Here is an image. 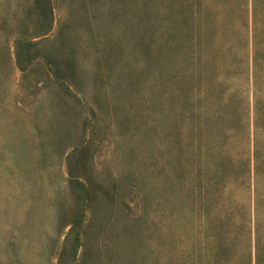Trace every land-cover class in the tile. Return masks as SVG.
<instances>
[{
  "label": "rangeland",
  "instance_id": "rangeland-1",
  "mask_svg": "<svg viewBox=\"0 0 264 264\" xmlns=\"http://www.w3.org/2000/svg\"><path fill=\"white\" fill-rule=\"evenodd\" d=\"M211 1L0 0V264H256L264 0Z\"/></svg>",
  "mask_w": 264,
  "mask_h": 264
},
{
  "label": "trees",
  "instance_id": "trees-1",
  "mask_svg": "<svg viewBox=\"0 0 264 264\" xmlns=\"http://www.w3.org/2000/svg\"><path fill=\"white\" fill-rule=\"evenodd\" d=\"M219 1H221V0H212L210 2V5H212V2H213V4H217V6H219V7H224V6H220ZM196 6H197L196 0L195 1L194 0H186V21H189L191 16H193V17L199 16V19L202 22V27H205V25L207 27L208 22H209L208 15L203 12L201 5H199V10L195 9ZM247 12H248V10H247ZM253 41H254L253 47H255L254 52H253L254 53L253 63L255 64L256 58L258 56V50H257L256 44H255V37H254ZM186 88H187V84H186ZM263 250L264 249L262 248V246L260 244H258L257 251H256V264H263L264 263V251ZM199 253H200V249L198 251L197 257H199ZM215 253H216V255H215L216 258H222V256L225 255V253H226V247L224 245H220V247L215 251ZM222 263H223V260L221 259V264ZM197 264H200V263L198 262Z\"/></svg>",
  "mask_w": 264,
  "mask_h": 264
}]
</instances>
